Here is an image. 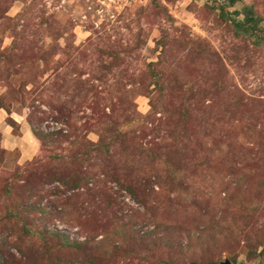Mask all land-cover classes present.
Instances as JSON below:
<instances>
[{"label":"rangeland","instance_id":"374dc122","mask_svg":"<svg viewBox=\"0 0 264 264\" xmlns=\"http://www.w3.org/2000/svg\"><path fill=\"white\" fill-rule=\"evenodd\" d=\"M0 114V264H264V0H0Z\"/></svg>","mask_w":264,"mask_h":264},{"label":"trees","instance_id":"16d2710c","mask_svg":"<svg viewBox=\"0 0 264 264\" xmlns=\"http://www.w3.org/2000/svg\"><path fill=\"white\" fill-rule=\"evenodd\" d=\"M232 1L233 0H230V2H232ZM41 141H43V140H41ZM66 170L56 172V176L54 178L58 179L59 181L61 180L62 182H65V177H67L69 175L71 178H73V180L70 179L71 185H73V186L80 185L81 184L80 180L82 179V176L78 175L77 173H72V172L68 171V169H66ZM30 174H32V173H30ZM26 208H27V206L21 207V209H26ZM23 226H24L25 231H27L29 234H33V235L36 234L39 238H42L44 235H48L51 237L58 238L60 249L79 250V252L82 253V250H84V248L86 246H88L89 243L91 242L90 239H85L82 242H79L77 240H70L65 235V233H63V232H55V231H50V230L40 232L37 230H31V228L29 226H26V225H23ZM205 231H206V229L203 228L202 230H199L198 232H187L185 234V236L182 238V240L178 241L175 252L183 253V254H192V253L202 254L203 252H205L204 246H202V244H204V240H206ZM156 233H157L156 231L146 232V234H149L152 236L155 235ZM158 237H160V236H158ZM43 257L44 256L42 255L40 259L42 260ZM89 258L93 259V258H95V256H92V254H91V255H89ZM190 260H191V263L196 262V259H194L193 257H191ZM204 260H206V261H204L203 263H211V262H209L208 258L204 259ZM105 263L106 264H112L111 262H109V260H107ZM160 264H163V262H161Z\"/></svg>","mask_w":264,"mask_h":264},{"label":"crops","instance_id":"0c3cea01","mask_svg":"<svg viewBox=\"0 0 264 264\" xmlns=\"http://www.w3.org/2000/svg\"><path fill=\"white\" fill-rule=\"evenodd\" d=\"M2 117L0 114V119ZM1 130L3 131L4 147L8 150L18 149L21 161L31 158L36 153L39 143L33 136L29 126L21 123L20 134L18 135L13 134L11 128H8L7 125L3 128L1 127Z\"/></svg>","mask_w":264,"mask_h":264},{"label":"built area","instance_id":"2783aa9c","mask_svg":"<svg viewBox=\"0 0 264 264\" xmlns=\"http://www.w3.org/2000/svg\"><path fill=\"white\" fill-rule=\"evenodd\" d=\"M99 5L103 6V5H106V6H110L112 4L116 5V4H119V3H126L128 0H97Z\"/></svg>","mask_w":264,"mask_h":264},{"label":"water","instance_id":"95a60500","mask_svg":"<svg viewBox=\"0 0 264 264\" xmlns=\"http://www.w3.org/2000/svg\"><path fill=\"white\" fill-rule=\"evenodd\" d=\"M191 264H231L228 259H225L222 262H215V263H191Z\"/></svg>","mask_w":264,"mask_h":264}]
</instances>
